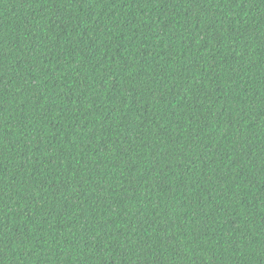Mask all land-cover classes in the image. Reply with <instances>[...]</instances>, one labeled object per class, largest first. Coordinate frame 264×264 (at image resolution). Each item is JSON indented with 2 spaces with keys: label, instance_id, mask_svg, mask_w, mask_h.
Listing matches in <instances>:
<instances>
[{
  "label": "trees",
  "instance_id": "obj_1",
  "mask_svg": "<svg viewBox=\"0 0 264 264\" xmlns=\"http://www.w3.org/2000/svg\"><path fill=\"white\" fill-rule=\"evenodd\" d=\"M0 264H264V0H0Z\"/></svg>",
  "mask_w": 264,
  "mask_h": 264
}]
</instances>
